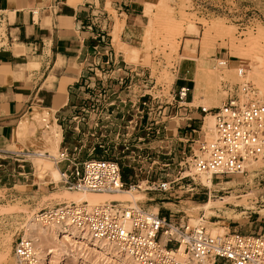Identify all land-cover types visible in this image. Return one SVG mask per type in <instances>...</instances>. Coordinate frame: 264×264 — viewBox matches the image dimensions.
Here are the masks:
<instances>
[{"label": "rangeland", "instance_id": "rangeland-1", "mask_svg": "<svg viewBox=\"0 0 264 264\" xmlns=\"http://www.w3.org/2000/svg\"><path fill=\"white\" fill-rule=\"evenodd\" d=\"M161 1L152 2L159 4ZM166 1L172 8L171 15L162 14V11L154 7L156 17L153 19L156 28L148 40L142 35L137 46L122 41V23L112 2L110 0L106 2V8L115 14L116 19L113 32L114 46L119 56L124 54L125 62L128 63L119 60L116 63L119 67H114V72L111 68L103 73L98 71L100 77L94 79L97 94L87 97V104L83 105L85 110L79 109L74 112L73 121L65 122L63 125L65 139L62 146L85 145L81 153L82 158L96 146L94 155L118 159L123 165L126 180L142 184L143 187L146 186L147 180L150 181V185H153V182L159 184L165 180H177L178 184H173L174 187L170 191L141 189L138 191L136 190L138 188H134L135 193L145 194V198L138 202V205L145 208L150 209L151 205L160 203L162 214H168L169 211L166 209L168 207H162V203L171 201L177 205L169 206L175 212H180L179 215L184 214L190 219L194 216L218 221L227 228L226 232L264 231V163L259 162L258 166L255 162L250 164L248 172L243 176L225 177L223 180L219 177V180H215L216 185L209 188L201 183L200 173L190 169L189 165L186 167L185 164H181V161H184L182 152L185 151V147L175 136L179 125L184 126L190 122L187 120L193 116L191 109L199 117L197 128L200 129L201 137L206 135L208 138L207 131L201 130L206 116L214 115L215 108L222 106L230 97L245 103H264L257 101L260 89L253 80V64L251 61L233 56L238 47L246 50L250 48L248 46L252 36L256 38L252 39L256 46H252L259 49L254 51L255 47L251 46L248 50L249 58L255 56L256 60L264 59V0ZM189 22L197 24L199 35L189 32L187 27ZM215 23L219 28L213 30L208 40V56L206 55L203 63L210 67L211 71H215L213 67L218 66L219 72L226 77L216 79L217 81L208 78L199 81L197 73L201 68L204 33ZM261 31L263 32L260 33ZM259 35L262 41H259ZM188 38L198 40L195 57L197 61H193L197 76L195 84L198 78V90L197 94L195 90L191 93V99L188 97L191 102L195 100L193 104H184L179 108V102L174 99L176 88L174 83L180 66L186 60H190L183 56ZM224 59L228 61L227 64H219ZM125 65L129 67L126 68ZM227 67L236 69L242 67L244 71L242 79L236 78V71L226 70ZM262 69L264 70L263 65ZM241 80L247 86L244 87ZM201 87L205 89L200 93ZM112 88L113 93H108L106 89ZM144 101L147 105L143 104ZM168 106L170 108H167ZM201 106H207L208 108H204L209 111L205 112ZM47 112L39 111V120L41 125H44L42 129L55 134L56 127L61 126L55 121L54 126L50 128L45 125L44 117L50 121ZM51 123L53 125V122ZM214 135L215 129L213 137ZM194 147L197 148L198 145L195 144ZM11 149L29 154L0 157V258L2 257L0 264H17L14 249L17 241L23 236L26 223L44 208L68 202L61 195L65 191H72L55 181L49 173L44 179L39 177V167L37 168L32 158L37 148L31 142L20 141ZM190 150L191 147H186L187 155L191 154ZM50 151H47V154L51 153ZM52 154L58 153L52 150ZM53 165L57 167L54 162ZM232 181L236 184L229 183ZM125 194L127 198H132ZM210 201L214 203L206 212L204 206ZM120 202L124 205L134 204L130 199ZM203 223L209 230L208 223L205 221ZM93 257L98 258L95 255ZM57 259L58 255L52 257L48 264H58ZM98 259L101 263L104 260L103 257ZM65 264L80 263L75 257H71Z\"/></svg>", "mask_w": 264, "mask_h": 264}, {"label": "built area", "instance_id": "built-area-1", "mask_svg": "<svg viewBox=\"0 0 264 264\" xmlns=\"http://www.w3.org/2000/svg\"><path fill=\"white\" fill-rule=\"evenodd\" d=\"M2 19L0 14V37L3 36ZM94 77L100 76L95 73ZM188 93L189 88H181L179 99L185 100ZM143 104L147 105V102ZM204 111L209 110L204 108ZM47 113L50 115L48 122L54 123L52 113ZM214 117V138L208 139L204 135L194 140L198 147L191 148L190 155L183 151L181 164L189 165L197 173L210 174L215 182L219 177L223 180L243 176L253 162L264 163V103H245L230 97L215 108ZM46 120L44 117L43 121ZM203 126L201 130L204 131ZM84 147L63 146L57 155L48 152L59 167L60 183L69 190L95 193L134 188L138 191H170L177 183V180H165L150 185L147 180L143 187L128 182L118 159L94 155L96 146L82 158ZM166 209L168 214L114 200L97 204L71 201L44 208L37 216L46 223L72 227L79 234L108 241L136 264H264V231L242 233L230 230L212 234L203 223V217L194 224L184 214ZM14 253L17 264H43L34 239L22 236Z\"/></svg>", "mask_w": 264, "mask_h": 264}, {"label": "crops", "instance_id": "crops-1", "mask_svg": "<svg viewBox=\"0 0 264 264\" xmlns=\"http://www.w3.org/2000/svg\"><path fill=\"white\" fill-rule=\"evenodd\" d=\"M107 1L0 0L3 18V36L0 37V157L27 153L11 147L20 142L16 138L19 121L35 107L50 111L65 136V122L73 121L74 112L87 104V97L97 94L96 84L92 82L96 79L94 74L99 75L98 71L103 73L108 68L114 72L113 68L119 67L116 66L119 60L126 61L124 54L119 56L113 43L116 19L115 14L106 8ZM110 1L123 24L122 41L137 46L144 27L150 23L145 13L146 3L153 0ZM196 51L190 54L183 50V56L190 60L180 66L174 83V99L179 102V108L195 101H189L188 97L191 99V93L195 90L197 94L198 90L193 62L197 61ZM183 87L190 89L185 101L179 99ZM204 89L201 87L200 93ZM106 90L113 93V88ZM190 111L194 117H189L187 121L190 122L184 126L179 125L175 135L184 143L185 150L186 147L195 148L194 140L201 136L197 128L199 117L192 109ZM64 139L59 149L63 147ZM166 203L173 202L165 201L162 207H168Z\"/></svg>", "mask_w": 264, "mask_h": 264}, {"label": "bare ground", "instance_id": "bare-ground-1", "mask_svg": "<svg viewBox=\"0 0 264 264\" xmlns=\"http://www.w3.org/2000/svg\"><path fill=\"white\" fill-rule=\"evenodd\" d=\"M146 4L147 5L145 7V13L150 18L149 19L150 24L144 27L143 35L144 37H146L145 39L148 40V38L152 36L154 29L156 28L155 22L153 19L156 17V13L153 8L157 7L160 12L162 11V14H169V15H171L172 13V8L169 6L166 0H162L161 3L159 4H156L153 2L146 3ZM121 27L123 29V24H121ZM187 27L190 33L199 35V28L196 23L189 22ZM218 28L219 27L217 26V23H215L213 26H210V28L207 29L206 32L204 33V37L202 41V49H201L202 56L200 58L201 68L198 74L199 81H201L203 78H208L210 80H214V79L220 80L222 77L223 78L226 77L225 75L219 72L218 66H214L213 68L215 71H211V68L206 67L205 64L203 63V60H205V57L208 53V47H209V45H207L208 40L210 39V36L212 35L213 30L214 29L218 30ZM262 32L263 31H261L260 33ZM258 37H260V35ZM253 38L255 37L251 36L250 42H249L250 46H248V48L249 47L251 48L252 45L256 46V42H254L256 38L252 40ZM251 40L254 43H252ZM260 40L262 41L261 37L259 41ZM259 41L257 42L259 43ZM197 46H198V40L193 39V38H188L186 41L184 50L185 52L191 54V53H194V50L197 49ZM255 46H252V48ZM250 48L246 50L245 48L238 47L234 51L233 56L239 59H242V60L251 61V63L253 64L252 66L254 68L253 80H254V83L260 89L259 96L257 97V101L260 102V101H264V70L262 69V65L264 66V61H263L264 59H261L262 61L256 60L255 59L256 57L254 55L253 56L255 58L253 57L254 59L253 58L250 59L249 58L250 52H248ZM258 49L259 47H255V50L254 49L253 50L256 51ZM227 62L228 61L224 59L220 61L219 64L223 65L225 63L227 64ZM226 70L236 71V78L242 79L241 75L244 74L242 67H239L237 69L227 67ZM241 81L243 82V80ZM243 84H244V87L247 86L244 82ZM204 107L208 108L207 106H204ZM39 111L40 110L35 107L34 109L26 113L25 116L22 118V120L19 121L20 123L16 128V138L21 142H31L32 145H34L37 148L35 153L32 155V158L35 161L37 168L39 167L38 169L39 172L37 171L39 174V177L44 179L46 174L49 173L50 176H52L55 181L60 182L61 177H60L59 167H55L53 165L54 161L52 157L47 154V151L51 150L50 151L51 155H54L52 154V150L55 153L59 152L60 143L63 138L62 127L61 128L56 127L55 134L51 132L48 133L46 130H43L42 128L44 125H41L42 123L39 120L40 119ZM45 125H47L50 128L51 126H54V123L52 125V123L46 120ZM203 129L207 131L208 138L212 139L213 134H214V129H215L214 115L208 114L206 116ZM255 163H256V166H258L257 164H259V162H255ZM200 180L202 184L206 185L209 188L214 187L216 185V183L212 179V176L204 172L200 173ZM229 183L233 185L236 184L235 181H232ZM134 190L135 189L118 191V192H104V193H95V192H89V191L87 192L65 191L61 195V197L63 196L64 198H66L68 202L87 201L90 204H97V203H101L104 201H113V200L114 201H125L127 199H130L136 205L138 204L140 200H143L145 198V194L135 193ZM125 193L132 196V198H127ZM212 203H214V201H210L208 205L204 206V210H206V212L209 211V207L210 205H212ZM165 205L171 208V206L169 205H175V204L166 203ZM150 209H152V211L158 212L160 210V203L151 205ZM200 220H201V217H197V218H195L194 216L191 217V222L195 224ZM203 220L208 223L209 230L211 231L212 234H223L227 231L226 230L227 228L220 225L219 224L220 222L218 221L205 220L204 218ZM23 238L34 239L36 243V251L38 255L40 256L41 260L43 261V264H48L50 262V259L56 255H58V259H57L58 264H65V262L71 257H75V259H77V261L80 264H113V262H115L116 264H136L119 247L115 246L112 243H109L108 241L94 239L91 236H88L86 234H79L72 227L68 228V227H64L62 225H58L54 223H46L43 220H41V218L38 217L37 215H35V217H32L26 223L24 232H23ZM93 255L98 256V258L100 259L103 257L104 258L103 262L101 263V261L98 258H94Z\"/></svg>", "mask_w": 264, "mask_h": 264}]
</instances>
